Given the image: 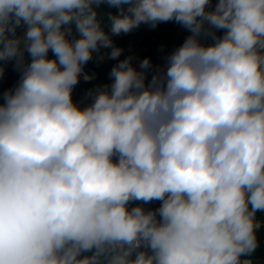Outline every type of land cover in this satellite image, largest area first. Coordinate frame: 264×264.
<instances>
[{"label": "clouds", "instance_id": "9594fccd", "mask_svg": "<svg viewBox=\"0 0 264 264\" xmlns=\"http://www.w3.org/2000/svg\"><path fill=\"white\" fill-rule=\"evenodd\" d=\"M105 4L118 10L108 32ZM166 22L189 34L163 66L118 59L112 36ZM94 54L118 62L81 106L73 90L94 79ZM9 62L19 79L0 93V264H251L264 0H0V77Z\"/></svg>", "mask_w": 264, "mask_h": 264}, {"label": "trees", "instance_id": "16d2710c", "mask_svg": "<svg viewBox=\"0 0 264 264\" xmlns=\"http://www.w3.org/2000/svg\"><path fill=\"white\" fill-rule=\"evenodd\" d=\"M114 10L115 8H109L106 4L103 5V15L101 19L106 17L108 12H112ZM178 27L179 24L175 22L160 23L155 29L150 28L148 25L141 24L139 30L144 43L148 46V49L136 59V61L134 62V66L139 68V62L144 58H150L154 67L158 65L159 62L164 57L165 53H167L174 39ZM188 34H189L188 31L184 29L177 42L176 47H178L183 43L185 37ZM218 34H222V33H218ZM114 43L117 47L124 49L122 55L118 59H124L127 56L131 55L125 34L122 33L114 41ZM107 51L110 50L107 49ZM49 57L52 58L51 52L49 53ZM117 62L118 60H110L106 58V60L98 67L96 82L90 85L89 90L95 88L98 85L110 83L111 81L109 77V72L113 67V65ZM9 63H7L6 65H8ZM150 77H151V72H149L148 75L149 79ZM261 213L262 212H258L257 215H260ZM257 238H258V247L256 251L250 256L242 257V259L264 260V230L257 231Z\"/></svg>", "mask_w": 264, "mask_h": 264}, {"label": "built area", "instance_id": "2783aa9c", "mask_svg": "<svg viewBox=\"0 0 264 264\" xmlns=\"http://www.w3.org/2000/svg\"><path fill=\"white\" fill-rule=\"evenodd\" d=\"M118 10L115 9L112 11L113 13H116ZM103 21V27L106 32L109 31L110 29V23L107 20V16L102 18ZM184 28L181 26L180 29L176 31V34L174 36V39L167 51L165 53L164 57L162 60L159 62L158 65L163 66L166 62V57L169 55L177 45V42L183 32ZM121 35V34H120ZM120 35L118 36H112L113 41H115ZM126 41L128 44L129 51L131 55L134 57L133 59V65L136 59L143 54L148 49V46L144 43L140 30L139 28L133 30L131 33L125 34ZM103 52H107V49L102 50ZM106 60V58L103 61H100L97 63L96 55L94 54L93 60L89 61L85 66H84V71L87 73H94V79L91 81H84L83 77H81L80 82L78 85L75 86L73 90V100L74 102L80 103L81 106H85L86 104L91 102V98L87 95L89 92V87L91 84H94L96 82L97 78V70L98 67ZM19 79V74L18 72L15 71L13 64L10 62L8 65L5 66V71L3 77H0V93H3L4 91L12 88L15 86ZM135 203H140V202H134ZM134 204L132 206H134ZM160 202L159 201H153L149 204L144 205L146 209H154L159 207ZM256 219L261 222V228L258 231L264 230V212H262L260 215L256 216ZM253 264V261H258L261 259H247ZM264 261V260H262Z\"/></svg>", "mask_w": 264, "mask_h": 264}, {"label": "rangeland", "instance_id": "374dc122", "mask_svg": "<svg viewBox=\"0 0 264 264\" xmlns=\"http://www.w3.org/2000/svg\"><path fill=\"white\" fill-rule=\"evenodd\" d=\"M98 13H99V18H101L103 15V5H101V7L98 9Z\"/></svg>", "mask_w": 264, "mask_h": 264}, {"label": "water", "instance_id": "95a60500", "mask_svg": "<svg viewBox=\"0 0 264 264\" xmlns=\"http://www.w3.org/2000/svg\"><path fill=\"white\" fill-rule=\"evenodd\" d=\"M180 27H181V25H179L178 30L180 29ZM253 264H264V261H262V260L255 261L254 260Z\"/></svg>", "mask_w": 264, "mask_h": 264}]
</instances>
